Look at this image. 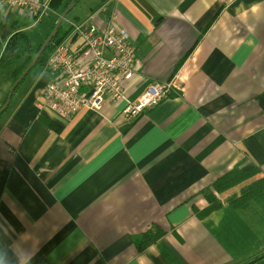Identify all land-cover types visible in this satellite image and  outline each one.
<instances>
[{
    "label": "crops",
    "instance_id": "1",
    "mask_svg": "<svg viewBox=\"0 0 264 264\" xmlns=\"http://www.w3.org/2000/svg\"><path fill=\"white\" fill-rule=\"evenodd\" d=\"M10 17L0 16L2 49ZM113 17L135 45L128 98L155 80L181 89L132 122L121 101L62 118L39 110L47 63L35 68L0 114V264L256 259L264 181L243 210L222 199L199 218L193 207L234 168L264 178V0H102L85 20L104 27ZM156 228L162 235L139 249Z\"/></svg>",
    "mask_w": 264,
    "mask_h": 264
},
{
    "label": "built area",
    "instance_id": "2",
    "mask_svg": "<svg viewBox=\"0 0 264 264\" xmlns=\"http://www.w3.org/2000/svg\"><path fill=\"white\" fill-rule=\"evenodd\" d=\"M52 0H0V16L15 13L34 22L51 13ZM66 37L47 60L48 79L39 110L50 109L69 118L82 108L99 111L106 101L123 102V119L132 122L154 107L173 89L171 79L152 81L131 100L126 84L135 72V50L130 33L112 21L100 27L90 20L70 25Z\"/></svg>",
    "mask_w": 264,
    "mask_h": 264
},
{
    "label": "trees",
    "instance_id": "3",
    "mask_svg": "<svg viewBox=\"0 0 264 264\" xmlns=\"http://www.w3.org/2000/svg\"><path fill=\"white\" fill-rule=\"evenodd\" d=\"M69 2L70 0H52L51 7L53 10H57L58 8L62 7L61 11H63L67 7ZM57 18L58 16L54 19L45 37L53 28ZM33 22L34 21L32 20L18 17V19L11 24L15 32H13V34L8 38L3 49L0 45V68L16 62V66L11 72V83H13L23 72V69H25V67L32 60V57H34L35 53L38 51V48L43 42L41 41L35 48L32 47L28 36L24 32L23 29L28 27ZM70 28L71 27L69 26L68 28L64 29V31L60 32L59 27L57 34L54 36L47 48L37 60L35 64L36 67L34 66L33 69H31L25 76V78L35 68H44L51 51L66 37ZM24 80L20 82V84L14 91H16L20 87ZM257 172V170L240 171L234 168L230 172H227L225 175L219 177L212 183L211 187L205 188L201 191L206 198L207 205L203 209H197L196 207H193L194 213H196L199 218H203L211 211L221 207L223 204L222 199H224V201H226V203H228L234 209L243 210L249 204V201L252 198L258 196L260 194V191L263 190V185L261 182L264 181V178H254V175ZM237 189H239V193L236 192ZM161 235L162 231L157 228L155 231L149 230L145 234H143L140 243L137 244V247L139 249H142L151 242L155 241ZM262 258H264V253L246 264H251L254 261Z\"/></svg>",
    "mask_w": 264,
    "mask_h": 264
},
{
    "label": "rangeland",
    "instance_id": "4",
    "mask_svg": "<svg viewBox=\"0 0 264 264\" xmlns=\"http://www.w3.org/2000/svg\"><path fill=\"white\" fill-rule=\"evenodd\" d=\"M101 2L102 0H76L73 8L66 14L64 19L62 20L60 24V32L64 31V29L68 28L72 23L85 20L90 11L95 10L98 6H100ZM61 8L62 7L58 8L57 10L52 9L51 13H48L40 21L33 22L28 27L23 29L28 36L32 47L35 48L41 41H43L54 19L62 12ZM13 14L15 15V13ZM13 14H11L12 19L16 16H14ZM15 66L16 62L0 68V95L2 94V90L3 92H6V94L8 93L11 87V72L13 71ZM36 72L37 69H35L28 76V78L32 77Z\"/></svg>",
    "mask_w": 264,
    "mask_h": 264
},
{
    "label": "water",
    "instance_id": "5",
    "mask_svg": "<svg viewBox=\"0 0 264 264\" xmlns=\"http://www.w3.org/2000/svg\"><path fill=\"white\" fill-rule=\"evenodd\" d=\"M76 0H70L69 4L67 7L60 13L58 16L53 28L51 31L48 33V35L45 37L43 42L41 43L40 47L38 48V51L35 53L34 57L32 60L29 62V64L25 67L23 72L19 75V77L11 84V87L7 93L6 99L4 103L0 106V114L5 111V109L8 107L12 94L16 87L20 84V82L25 78V76L29 73V71L35 66L37 60L39 59L40 55L44 52V50L47 48L51 40L54 38V36L57 34L60 24L66 14L73 8L74 3Z\"/></svg>",
    "mask_w": 264,
    "mask_h": 264
},
{
    "label": "bare ground",
    "instance_id": "6",
    "mask_svg": "<svg viewBox=\"0 0 264 264\" xmlns=\"http://www.w3.org/2000/svg\"><path fill=\"white\" fill-rule=\"evenodd\" d=\"M56 12V11H55ZM117 14V13H116ZM14 15V14H13ZM15 16V15H14ZM7 18V17H6ZM11 18V17H10ZM15 18V17H14ZM17 18V17H16ZM3 19V18H2ZM15 20V19H14ZM21 29V28H20ZM40 42V41H39ZM135 46V45H134ZM54 49V48H53ZM33 58V57H32ZM36 67V66H35ZM46 68V67H45ZM33 69V68H32ZM24 70V69H23ZM45 71V70H44ZM47 76V75H46ZM24 80V79H23ZM42 101V100H41ZM2 105V104H1ZM6 110V109H5ZM146 111V110H145ZM60 117V116H59Z\"/></svg>",
    "mask_w": 264,
    "mask_h": 264
},
{
    "label": "clouds",
    "instance_id": "7",
    "mask_svg": "<svg viewBox=\"0 0 264 264\" xmlns=\"http://www.w3.org/2000/svg\"><path fill=\"white\" fill-rule=\"evenodd\" d=\"M26 258H29L28 256H25Z\"/></svg>",
    "mask_w": 264,
    "mask_h": 264
}]
</instances>
